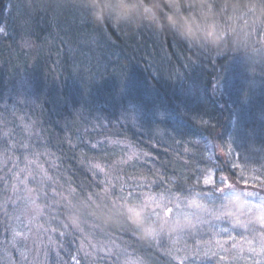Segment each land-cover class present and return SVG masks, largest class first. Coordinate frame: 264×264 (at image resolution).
<instances>
[{"label": "trees", "instance_id": "16d2710c", "mask_svg": "<svg viewBox=\"0 0 264 264\" xmlns=\"http://www.w3.org/2000/svg\"><path fill=\"white\" fill-rule=\"evenodd\" d=\"M12 1L0 0V60L9 49L17 71L45 81L33 104L14 106L34 128L14 120L15 162L44 164L26 179L48 206L39 264H243L224 262L205 237L218 224L232 236L259 226L241 206L264 205V0H180L186 31L197 19L209 35L226 29L219 50L180 39L165 0L155 26L95 23L72 0H29L21 26L42 51L31 63L3 40ZM126 205L143 206L153 227L122 223Z\"/></svg>", "mask_w": 264, "mask_h": 264}, {"label": "rangeland", "instance_id": "374dc122", "mask_svg": "<svg viewBox=\"0 0 264 264\" xmlns=\"http://www.w3.org/2000/svg\"><path fill=\"white\" fill-rule=\"evenodd\" d=\"M9 7L7 19L2 27L3 40H8L14 48L15 39L18 52L22 55L21 61L27 58L28 63H31L37 53L42 54V51H36V44L27 39L24 24L21 26L22 18L28 17L29 0H13ZM3 52L9 55L11 60L9 63L0 60V264H39L43 263L51 243L49 234H44L42 229L40 231L41 223L47 219L44 211L48 206L37 203L35 196L39 192H35L26 179L33 177L34 169L41 175L44 164L35 156L27 158L26 161L15 162L14 120L15 125L20 123L26 133H31L34 128H31V121L18 119L14 106L17 108L19 105L30 106L34 103L37 91L44 87V73L35 72L32 75L35 79L24 76L21 70L17 71L14 67V52L9 49H4ZM31 138H34L33 135ZM32 141L33 144L36 143L35 138ZM16 169H20V172L22 169L23 176L18 175ZM241 210L242 214L250 217V220H254L259 226L253 225L249 230L244 229V233L238 236L223 233L225 230L219 224L212 233H207L206 226L205 238L213 239L214 251L223 256L224 262L235 257L239 263L242 261L243 264H255L256 261L264 260V205H243ZM190 214L188 213L187 217ZM200 217H203L202 214L193 216L184 226L189 230L195 226L199 227L202 224ZM174 221L176 222V219ZM213 223L215 224L214 221ZM177 225L180 223L176 222L174 226ZM16 233L20 235L17 236ZM234 243L238 245L235 249ZM92 246L95 247V243ZM80 248L87 256L94 254L90 247ZM96 249L104 255L112 254L109 244H96ZM133 261L132 264H137V261Z\"/></svg>", "mask_w": 264, "mask_h": 264}, {"label": "clouds", "instance_id": "9594fccd", "mask_svg": "<svg viewBox=\"0 0 264 264\" xmlns=\"http://www.w3.org/2000/svg\"><path fill=\"white\" fill-rule=\"evenodd\" d=\"M72 2L85 9L89 18L95 23H103L105 19H109L114 23L130 24L139 17L143 22L155 26L160 18L161 5L159 0H72ZM165 3H168L172 9L165 18L167 26L180 39L187 41L190 45L219 50L227 40L226 29L221 37L219 25H213L212 35H209L207 23L201 24L200 19H197L195 23H191V33L186 31L178 10L180 0H165ZM169 16H172L177 22L173 24L168 19ZM214 37L217 39H214ZM132 207H135L138 215L129 210ZM117 216L122 223H127L141 232H148L153 227L147 214L145 211H141L139 206L128 205L118 208Z\"/></svg>", "mask_w": 264, "mask_h": 264}, {"label": "snow or ice", "instance_id": "6c2138e0", "mask_svg": "<svg viewBox=\"0 0 264 264\" xmlns=\"http://www.w3.org/2000/svg\"><path fill=\"white\" fill-rule=\"evenodd\" d=\"M205 183H208V181H205ZM126 206H128V205H126ZM135 206H139V208H140V210L141 211H144V208H143V206H141V205H135ZM131 212H133V213H136V209H135V207H132V208H130L129 209ZM137 215H138V213H136ZM39 227V226H38ZM16 235L18 236V235H20V233H16ZM49 239L51 240V237H49ZM229 239H233L232 237H229ZM238 247V245L237 244H233V248L235 249V248H237ZM255 264H264V260H260V261H256L255 262Z\"/></svg>", "mask_w": 264, "mask_h": 264}]
</instances>
